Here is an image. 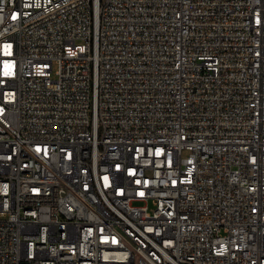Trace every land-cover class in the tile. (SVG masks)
I'll list each match as a JSON object with an SVG mask.
<instances>
[{
    "label": "built area",
    "instance_id": "built-area-1",
    "mask_svg": "<svg viewBox=\"0 0 264 264\" xmlns=\"http://www.w3.org/2000/svg\"><path fill=\"white\" fill-rule=\"evenodd\" d=\"M0 264H264V0H0Z\"/></svg>",
    "mask_w": 264,
    "mask_h": 264
}]
</instances>
